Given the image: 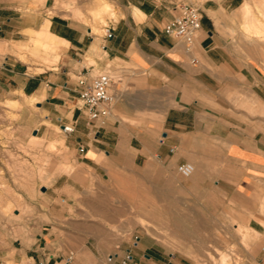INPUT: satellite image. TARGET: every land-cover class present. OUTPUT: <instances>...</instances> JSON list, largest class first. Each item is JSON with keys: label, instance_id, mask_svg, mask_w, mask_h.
<instances>
[{"label": "crops", "instance_id": "1", "mask_svg": "<svg viewBox=\"0 0 264 264\" xmlns=\"http://www.w3.org/2000/svg\"><path fill=\"white\" fill-rule=\"evenodd\" d=\"M242 1L116 0L118 16L108 25L110 38L104 33L94 37L89 28L84 30L72 21L51 16L48 31L65 40V52L62 61L43 66L38 72L28 71L27 64L9 49V42L22 40V30L31 26L18 24L17 17L0 10V98L14 93L33 98L50 122L60 127L72 124L68 145L81 168L97 178L94 185L98 190L106 188L100 177L119 172L128 163L134 168L143 167L150 181L145 187L163 188L162 195L168 199L174 193L172 189L178 190L179 181L175 185L164 178V173L172 172L175 165L188 162V158L197 168L191 181L195 188H210L214 183L217 186L220 182L213 180L212 173L220 148L235 167L232 195L246 196L252 179L264 170V141L235 128L225 114L218 115L213 109L218 103L227 107L221 104L227 101L218 99L217 92L232 86L234 66L240 64L223 47L216 21ZM181 2H190L203 13L190 51L180 40L163 32ZM86 56L93 63L84 64ZM85 69L113 72L111 90L117 99L105 118L90 121L78 108L76 78ZM159 176L163 179L158 180ZM89 186L67 181L57 192L72 204L112 203V212L99 217L119 218L116 190L88 199L80 194ZM107 187L116 189L121 184L112 180ZM176 194L179 201V191ZM136 197L134 190L130 203L137 205ZM144 218L153 219V215ZM127 235L123 230L116 233L108 227L77 223L40 233L32 247L25 249V256L34 264H118L124 251L130 249L133 260L129 264H174L164 262L165 256L148 243L146 233H134L130 238ZM69 253L72 258L67 260ZM22 259L19 254L18 260Z\"/></svg>", "mask_w": 264, "mask_h": 264}, {"label": "rangeland", "instance_id": "2", "mask_svg": "<svg viewBox=\"0 0 264 264\" xmlns=\"http://www.w3.org/2000/svg\"><path fill=\"white\" fill-rule=\"evenodd\" d=\"M104 2L109 7L96 13ZM245 5L250 6L264 29V0H243L216 21L223 47L240 64L234 66L232 86L217 92L218 99L227 101L221 103L227 107L218 103L213 109L218 115L225 114L235 128L264 141V37L248 34ZM0 10L17 17L18 24L31 26L22 30V40L9 42L10 52L26 63L30 72L63 60L65 43L52 47L56 39L46 35L49 17L72 21L84 30L91 27L90 34L99 37L118 16L116 0H0ZM90 63L93 61L86 56L84 64ZM99 72L108 71H94ZM39 106L35 99L16 93L0 98V263L30 264L33 261L26 258L25 249L32 247L40 233L83 223L115 229L116 233L123 230L128 238L146 233L148 243L165 256L164 262L264 264V170L252 179L248 195L236 197L231 193L235 167L218 148L212 173L213 180L220 182L217 186L195 188L191 181L197 168L188 158L195 166L190 177H182L177 165L172 172L164 173V178L175 185L179 181L178 190L172 189L174 193L168 199L162 195L163 188L145 187L150 181L143 167L128 163L119 172L100 177L106 188L98 190L94 185L97 178L81 168L67 134L58 123L45 118ZM112 180L119 181L121 187H107ZM67 181L90 185L80 194L88 199L116 190V216L120 217H99L112 212V203H70L57 192ZM134 190L137 205L130 203ZM150 214L153 219L146 220L144 217ZM19 254L23 255L20 261Z\"/></svg>", "mask_w": 264, "mask_h": 264}, {"label": "built area", "instance_id": "3", "mask_svg": "<svg viewBox=\"0 0 264 264\" xmlns=\"http://www.w3.org/2000/svg\"><path fill=\"white\" fill-rule=\"evenodd\" d=\"M201 19L202 12L197 6L190 2H181L177 14L163 26V32L169 37L180 40L190 51L201 28ZM104 35L106 38L112 37L110 27L104 28ZM113 82L114 76L110 72L94 73L85 69L84 72L78 74L76 78L78 108L87 116L88 120L101 119L110 115L113 103L117 99V95L111 90ZM60 129L68 134L73 131L74 126L62 124ZM176 170L182 177L187 178L193 173L194 166L190 162H182L177 164ZM136 243L137 238H134L133 245ZM262 250L264 251V244ZM71 258L72 253H69L67 260ZM111 258L112 255H109L108 259ZM132 260V252L130 249H126L118 264H129Z\"/></svg>", "mask_w": 264, "mask_h": 264}, {"label": "bare ground", "instance_id": "4", "mask_svg": "<svg viewBox=\"0 0 264 264\" xmlns=\"http://www.w3.org/2000/svg\"><path fill=\"white\" fill-rule=\"evenodd\" d=\"M109 7V3H107V2H104L103 3V5L100 7V8H96L95 10H96V13H100L102 10H104V9H107ZM135 11L137 12V13H140V12H138V10L137 9H135ZM134 11V12H135ZM261 11V10H260ZM261 14H263V11L262 12H260ZM243 14L247 17L246 19V22H244L245 24V26H246V30H247V32H248V34H250V33H252L253 35H257L258 37H264V35H263V32H264V29L262 28V23L260 22V20L252 13V10L250 9V6H248V5H245V6H243ZM91 28V27H90ZM89 28V30H90V32H91V30H92V28L90 29ZM46 35H50L51 37H53L54 39H56V42H54V44H51L52 45V47L53 46H60V43L61 44H63V43H65V40L64 39H62V38H60V37H57V36H53L52 34H50V32L49 31H47V33H46ZM39 39V38H38ZM95 40H97V39H95ZM57 41H59V43L57 42ZM193 166H194V164H193ZM195 172V166H194V171H193V173ZM192 173V174H193ZM191 174V175H192ZM244 235V234H243ZM244 237V236H243ZM224 257L222 256V259H223ZM225 258H226V256H225ZM221 259V260H222ZM224 262V261H223ZM221 263H222V261H221Z\"/></svg>", "mask_w": 264, "mask_h": 264}, {"label": "water", "instance_id": "5", "mask_svg": "<svg viewBox=\"0 0 264 264\" xmlns=\"http://www.w3.org/2000/svg\"><path fill=\"white\" fill-rule=\"evenodd\" d=\"M34 135L37 133V130L34 129L33 132H32ZM44 190V189H43Z\"/></svg>", "mask_w": 264, "mask_h": 264}]
</instances>
